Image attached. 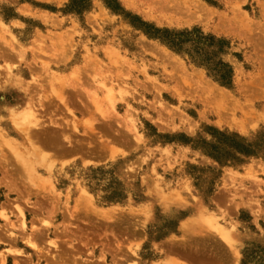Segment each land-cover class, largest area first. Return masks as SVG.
I'll list each match as a JSON object with an SVG mask.
<instances>
[{
    "label": "rangeland",
    "instance_id": "rangeland-1",
    "mask_svg": "<svg viewBox=\"0 0 264 264\" xmlns=\"http://www.w3.org/2000/svg\"><path fill=\"white\" fill-rule=\"evenodd\" d=\"M171 1L0 0V135L33 98L56 153L0 138V264H264V0Z\"/></svg>",
    "mask_w": 264,
    "mask_h": 264
},
{
    "label": "bare ground",
    "instance_id": "bare-ground-1",
    "mask_svg": "<svg viewBox=\"0 0 264 264\" xmlns=\"http://www.w3.org/2000/svg\"><path fill=\"white\" fill-rule=\"evenodd\" d=\"M171 1V0H169ZM180 3L182 4H187V1L185 0H179ZM179 1L175 0V2H173V4H171L172 6H174L173 8H176V9H181L182 6L180 7V3ZM162 2V1H161ZM164 2V1H163ZM166 5V4H165ZM150 6V5H149ZM164 6V4H163ZM188 6V5H187ZM185 6V7H187ZM190 6V5H189ZM193 6V5H192ZM169 7V6H168ZM167 7V8H168ZM184 7V6H183ZM165 8V9H167ZM188 8V7H187ZM164 9V8H163ZM190 9V8H189ZM159 10V9H158ZM169 11L170 8L168 9ZM181 11V10H180ZM187 11V10H186ZM167 12V11H166ZM172 12V11H171ZM175 12V11H173ZM172 12V13H173ZM189 11L185 12L184 13H188ZM172 13L170 15H172ZM183 13V12H182ZM193 13V12H192ZM177 15V14H176ZM174 15V16H176ZM192 15V14H191ZM195 15V14H194ZM151 16V15H150ZM162 16V15H161ZM190 16V15H188ZM152 17V16H151ZM155 17V16H154ZM170 17V19H172L171 17L173 16H169L168 14V18ZM193 15L190 17L192 18ZM175 17H173L174 19ZM176 18H178L176 16ZM166 19V18H165ZM167 20V19H166ZM175 20V19H174ZM179 23V22H178ZM4 57L6 55V53L3 54ZM9 55V54H7ZM29 69V68H28ZM27 70V69H26ZM31 70V69H29ZM32 71V70H31ZM24 72V71H23ZM26 72V71H25ZM66 78V77H65ZM60 80V79H59ZM63 82V80H60ZM60 81H57V82H60ZM23 82V81H22ZM65 85V84H64ZM56 94V93H55ZM64 95V94H63ZM56 96L61 100L63 97H62V94L61 92L60 93H57ZM31 99V98H30ZM28 99V102L22 106L21 108H18L17 107L15 109H12V115L10 117L11 119V122L13 124V128H15L16 132L20 135H22V137L25 138V141L26 143L28 144H24V143H18V144H14L12 143L10 140H6L5 138H3L1 135H0V138H1V143L2 141L4 142V144H6V147L12 152V154L15 156L16 159H20V162L22 163L25 170L29 171L30 174L32 175L36 169V165H46L45 167H48V168H51L52 166V162H51V158L53 155H55L56 153L54 152H49V151H46L45 148L47 146V140H48V137L47 138H40L39 135H37V132L42 128H44V126H47L45 123H44V119L42 118V114L40 112H38V109L36 108V106L34 105V102L31 101L29 102ZM63 100V99H62ZM51 102V101H50ZM49 102V103H50ZM64 102V101H62ZM66 102V101H65ZM52 103V102H51ZM41 105V104H40ZM55 105V104H54ZM52 125V124H51ZM49 126V125H48ZM48 129V128H46ZM44 130V129H43ZM42 130V131H43ZM54 130V129H53ZM44 132V131H43ZM51 132V131H50ZM62 133V132H61ZM60 133V134H61ZM46 134V133H45ZM53 135V134H51ZM48 136V135H47ZM50 136V135H49ZM62 136H65L62 135ZM23 138V139H24ZM58 138V137H57ZM3 139V140H2ZM63 140V139H62ZM56 141V140H55ZM56 143V142H55ZM3 144V146H5ZM53 144V143H52ZM23 148V150L21 149ZM58 148V147H57ZM1 149V148H0ZM58 150V149H57ZM2 151V150H1ZM2 155L3 152H0ZM3 162L5 161L6 163V160L3 156L2 158ZM6 166L4 167H7L8 168V163L5 164ZM6 169V168H5ZM19 212L21 214V216H23V212L19 209ZM0 215H4L3 213H1ZM31 246L35 247L33 243L31 242H28Z\"/></svg>",
    "mask_w": 264,
    "mask_h": 264
},
{
    "label": "trees",
    "instance_id": "trees-1",
    "mask_svg": "<svg viewBox=\"0 0 264 264\" xmlns=\"http://www.w3.org/2000/svg\"><path fill=\"white\" fill-rule=\"evenodd\" d=\"M153 35L159 37L166 45H168L170 48L181 51L182 46L186 42H190L194 44L195 50H201V48H206L203 46L205 42L207 43V46H213L215 44H223L224 41L221 39H215L214 36L211 35H203L200 30L197 28H193L191 30H181V31H170L167 29H155ZM204 52H207L204 50ZM208 58V57H207ZM209 60V59H208ZM213 66H210L211 70L215 73L214 75L216 78L224 83H227L230 79L231 75V68L228 66V64L217 61L212 62Z\"/></svg>",
    "mask_w": 264,
    "mask_h": 264
},
{
    "label": "crops",
    "instance_id": "crops-1",
    "mask_svg": "<svg viewBox=\"0 0 264 264\" xmlns=\"http://www.w3.org/2000/svg\"><path fill=\"white\" fill-rule=\"evenodd\" d=\"M215 240H218V237H217V239H215ZM220 241V240H219ZM165 261H171V259H175V260H178L176 257H174V256H172V254L171 253H167V255L166 256H164V258H163ZM179 261H181V262H184V263H186V264H199V262H197L196 260H193V258H191L190 256H188V257H186V258H181V259H179ZM167 264V263H166Z\"/></svg>",
    "mask_w": 264,
    "mask_h": 264
}]
</instances>
